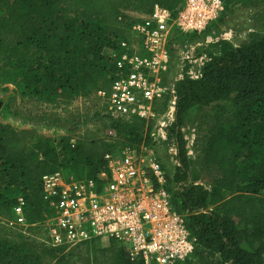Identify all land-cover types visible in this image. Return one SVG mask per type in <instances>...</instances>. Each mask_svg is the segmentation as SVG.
Masks as SVG:
<instances>
[{"label": "trees", "instance_id": "obj_1", "mask_svg": "<svg viewBox=\"0 0 264 264\" xmlns=\"http://www.w3.org/2000/svg\"><path fill=\"white\" fill-rule=\"evenodd\" d=\"M183 1L0 0V84L15 85L22 95L70 111L77 99L110 87L118 77L109 52L131 41L137 20L129 12L149 14L161 6L176 15ZM222 1L226 12L264 5V0ZM258 22L246 43L222 41L217 53L208 52L210 61L199 79L187 76L178 81L170 126L177 150L175 172L167 174L159 159L173 206L185 215L196 239V253L216 255L220 264H264V20ZM223 101H231L236 113L233 120L210 129L202 160L210 191L189 184L192 162L182 128L193 109ZM110 123L131 146L147 141L146 121ZM118 142H106L94 131L75 142L68 136L56 140L0 123V219L13 218L20 196L28 223L50 218L53 212L43 199L42 177L61 170L93 178L105 166L104 155L121 150ZM223 191L236 195L220 210H211V205L224 201ZM243 214L241 227L233 216ZM13 234L0 223V264H45L46 258L65 254L61 248ZM255 239L258 245L251 247ZM110 242V248L120 246L124 264H142L131 262L123 245Z\"/></svg>", "mask_w": 264, "mask_h": 264}, {"label": "built area", "instance_id": "obj_2", "mask_svg": "<svg viewBox=\"0 0 264 264\" xmlns=\"http://www.w3.org/2000/svg\"><path fill=\"white\" fill-rule=\"evenodd\" d=\"M225 13L222 0H184L176 15L161 6H155L149 14L129 13L137 16L132 27L137 41H122L109 52L118 77L110 87L94 94L101 117L150 122L156 116L157 104L173 93V118L176 83L166 84L163 80L171 70L173 51L182 55L183 64L188 61L191 65L189 78L199 79L210 58L202 56L192 61V51L187 46L181 49L177 43L188 36L201 35ZM248 31L246 40L255 33L253 28ZM226 36L225 40L234 44L231 33ZM161 131L165 138V130ZM142 147L106 153L105 166L93 178L61 172L43 176V199L53 215L30 224L25 217V201L19 199L13 218L5 224L46 247L66 251L94 241H115L125 247L132 262H185L196 248V239L187 228L185 215L173 206L166 188L167 174L159 158L153 149L145 144ZM37 229L42 231V240L35 235Z\"/></svg>", "mask_w": 264, "mask_h": 264}, {"label": "rangeland", "instance_id": "obj_3", "mask_svg": "<svg viewBox=\"0 0 264 264\" xmlns=\"http://www.w3.org/2000/svg\"><path fill=\"white\" fill-rule=\"evenodd\" d=\"M129 15L137 18L136 15ZM256 20L259 21V24L264 20V5L259 6L253 11L243 8H233L226 12L219 22L210 25L201 35L188 36L177 44L183 50H186L185 47L187 46L192 51L194 55L192 61H196L195 59L202 56L209 58L208 52L217 53L218 44L226 41L225 38H228L226 35L229 33L232 35L233 45L239 46L242 43H246L248 40L244 39V37H247L249 29L255 28ZM131 40L137 41L134 35L131 36ZM203 61L206 62L205 59ZM190 68L189 62L186 61L183 64L182 55L178 51H173L171 70L163 76V80L166 84L168 81L177 84L180 79L187 76L190 77L188 73ZM172 95L173 93H171V96L167 95L157 104L155 118L146 124L147 131L144 128L145 134L148 133V138L145 137L147 141L143 142L148 149L154 150L167 169V174H173L178 166L177 150L170 136V126L174 121V117L171 118L170 114ZM0 102L2 103L0 123L10 125L16 129H33L40 136L56 140L68 136L74 142L78 138H81L86 131H94L98 137L106 142L113 143L119 141L118 147L121 150L125 148H144L142 147L143 143L139 146H131L130 142L126 141L125 137L119 136L116 129L112 127L110 123L112 119L101 117L100 103L94 95L77 99L73 103L71 110L65 112L55 105H47L36 98L22 95L20 88L15 85L0 84ZM235 113V105L231 101H223L193 109L184 122L182 131L186 140L188 157L192 162L190 185L211 191L212 187L209 185L211 182L207 175L206 167L202 163L203 150L208 146V142L211 139L210 129H217L223 125L221 123L233 120ZM162 124L167 125V127L162 128ZM161 129H164L166 132L165 138L161 136ZM57 171L68 176H70L69 174L71 176L76 175L73 174L74 172L65 173L61 170ZM86 178L83 177L82 179ZM223 192L225 193L224 201L211 205V210H220L223 203L236 195L228 191ZM19 199L24 200V197L20 196ZM233 218L243 227L244 223L242 222L246 220L244 214L240 217L233 216ZM5 222L6 219L4 221L0 219L2 226L6 225ZM11 231L15 232L16 235H20L16 230ZM35 235L42 240V231L39 229L35 230ZM101 241H97L93 245L83 244L71 250H66V255H56L55 257L46 258L45 264H124L126 258L120 253V246L110 248L113 247L111 242ZM258 242L255 239V242L250 243L251 247L257 246ZM183 264H220V262L216 255H202L196 253L194 250L193 254Z\"/></svg>", "mask_w": 264, "mask_h": 264}, {"label": "water", "instance_id": "obj_4", "mask_svg": "<svg viewBox=\"0 0 264 264\" xmlns=\"http://www.w3.org/2000/svg\"><path fill=\"white\" fill-rule=\"evenodd\" d=\"M1 107H2V103L0 102V109H1Z\"/></svg>", "mask_w": 264, "mask_h": 264}, {"label": "crops", "instance_id": "obj_5", "mask_svg": "<svg viewBox=\"0 0 264 264\" xmlns=\"http://www.w3.org/2000/svg\"><path fill=\"white\" fill-rule=\"evenodd\" d=\"M72 107V106H71Z\"/></svg>", "mask_w": 264, "mask_h": 264}]
</instances>
